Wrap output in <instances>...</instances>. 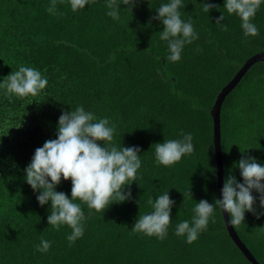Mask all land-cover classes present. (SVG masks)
Returning a JSON list of instances; mask_svg holds the SVG:
<instances>
[{
  "label": "trees",
  "instance_id": "trees-1",
  "mask_svg": "<svg viewBox=\"0 0 264 264\" xmlns=\"http://www.w3.org/2000/svg\"><path fill=\"white\" fill-rule=\"evenodd\" d=\"M51 2L0 0V83L21 65L48 80L36 97L9 98L0 91V264H255L235 243L219 208L215 223L210 219L193 243L174 233L178 223L191 221L196 202L221 199L212 107L239 69L264 52V3L252 20L259 35L245 37L224 0H182L181 18H192L198 39L173 63L159 38L163 25L152 19L169 0H139L132 12L121 5L119 20L106 15V0H91L77 12L57 0V14L47 11ZM203 2L218 8L205 13ZM222 12L228 31L215 23ZM78 106L109 118L116 146L139 147L141 168L130 200L91 215L81 205L84 234L69 246L71 229L48 225L50 202L39 205L24 169L36 148L56 138L62 112ZM220 117L223 182L231 173L242 183L233 167L242 156L238 146L248 141L245 154L264 166V59L226 93ZM181 131L192 135V154L171 167L157 166L154 144L181 138ZM56 190L71 198V181L62 180ZM166 191L175 201L168 235L161 240L132 232L138 216L152 211L149 197ZM256 207L261 211L258 199ZM234 227L264 264V215L246 212ZM42 239L51 242L47 253L36 250Z\"/></svg>",
  "mask_w": 264,
  "mask_h": 264
},
{
  "label": "clouds",
  "instance_id": "clouds-1",
  "mask_svg": "<svg viewBox=\"0 0 264 264\" xmlns=\"http://www.w3.org/2000/svg\"><path fill=\"white\" fill-rule=\"evenodd\" d=\"M63 2L64 0H60V3ZM90 2L91 0H67L72 12L84 9ZM138 2L139 0H106V7L109 9L106 15L119 20L121 5L127 6L125 9L132 12ZM262 3L264 0H224L223 8L229 15L240 19L245 37H255L259 35V29L252 20ZM56 5L57 0H52L47 11L57 14ZM181 7L182 0H169L161 4L156 10L158 14L152 17L163 25L159 38L167 42V62H178L184 46L198 39L192 18L187 22L182 20ZM213 8L218 6L203 2L202 10L205 13ZM224 20L222 12L215 23L228 31L227 25L221 23ZM47 85L48 80L40 70L21 65L3 79L0 91L9 98L15 96L25 99L38 96ZM5 126H9L8 121H5ZM10 128L12 127H8ZM115 132L116 127L110 125L109 118H97L83 106L63 111L58 119L56 138L46 140L41 147L36 148L30 163L24 169L26 183L34 192L39 193L36 197L39 205L43 207L50 202L48 225L55 230H59L61 226L71 229L66 237L69 246L84 234L87 217L81 205H86L91 215L93 211L104 212L111 204L132 198L130 186L138 179L141 150L135 146H116L113 143ZM180 137L154 144L157 166L171 167L184 156L192 154L194 146L191 133L181 131ZM241 153V158L233 167L239 169L243 182H238L236 176L229 173L223 182L222 199H216L214 203L207 200L196 202L191 221L184 220L176 225L174 234L186 237V243L196 241L199 234L206 230L210 219L215 223L214 213L217 208L227 213V223L230 226L241 225L245 221L246 212L257 218L264 215V166L255 157L245 154V151ZM62 180L71 181V198L56 190ZM254 191L259 194L258 197L253 195ZM168 193L169 191L164 192L155 200L149 197L147 204L152 211L138 216L132 232L161 240L168 235L172 221L171 208L175 203ZM187 195L192 198L190 190ZM257 199L261 209L259 212L256 207ZM50 247L51 242L42 239L36 250L47 253Z\"/></svg>",
  "mask_w": 264,
  "mask_h": 264
},
{
  "label": "water",
  "instance_id": "water-1",
  "mask_svg": "<svg viewBox=\"0 0 264 264\" xmlns=\"http://www.w3.org/2000/svg\"><path fill=\"white\" fill-rule=\"evenodd\" d=\"M264 59V52H259L257 54H255L253 57H251L238 71V73L235 75L236 77H234L224 88L223 90H225V88L230 87V89H232L241 79V77L244 75V73L247 71V69L255 62L263 60ZM229 89V90H230ZM222 90V91H223ZM228 90V91H229ZM227 91V92H228ZM226 92V93H227ZM226 93L223 95L219 108H218V119L214 120V130H215V143H216V152H217V156H218V163H219V182L221 184V186L223 185V165H222V159L220 156V108H221V104L224 100V97L226 95ZM221 199H222V190H221ZM224 217H225V222L226 225L228 227V230L230 232V234L232 235L235 243L244 251V253L247 255V257L253 261L255 264H260V262L256 259V257L249 251L248 247L246 246V244L241 240V238L239 237L238 233L235 230L234 226H230L227 223L228 220V215L226 212H224Z\"/></svg>",
  "mask_w": 264,
  "mask_h": 264
},
{
  "label": "rangeland",
  "instance_id": "rangeland-1",
  "mask_svg": "<svg viewBox=\"0 0 264 264\" xmlns=\"http://www.w3.org/2000/svg\"><path fill=\"white\" fill-rule=\"evenodd\" d=\"M236 77V76H235ZM230 89V87L228 88H225V90L221 91L218 95V97L216 98L215 100V103L212 107V116L214 118V120H217L218 119V108H219V105H220V102H221V99L223 97V95ZM221 107H222V104H221ZM220 116H221V108H220ZM221 119V117H220ZM248 146H251L248 141H245L242 146H238L239 149H241L242 151H247L245 147H248ZM231 149L234 150V152H236V149L237 147L236 146H231ZM249 156H253V155H249ZM242 240V239H241ZM243 241V240H242Z\"/></svg>",
  "mask_w": 264,
  "mask_h": 264
}]
</instances>
